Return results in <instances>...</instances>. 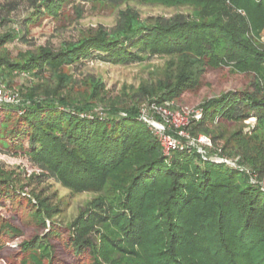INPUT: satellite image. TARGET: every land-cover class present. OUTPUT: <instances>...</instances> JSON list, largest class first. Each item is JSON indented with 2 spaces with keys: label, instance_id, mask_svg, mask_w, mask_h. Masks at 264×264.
<instances>
[{
  "label": "trees",
  "instance_id": "trees-1",
  "mask_svg": "<svg viewBox=\"0 0 264 264\" xmlns=\"http://www.w3.org/2000/svg\"><path fill=\"white\" fill-rule=\"evenodd\" d=\"M69 1L26 0L21 35L3 30L7 20L0 15V84L9 87L19 74L34 81L20 87L19 104H0V151L40 170L28 181L53 178L73 193L93 194L61 225L54 220L62 202L29 190L23 200L34 221L45 228L49 220L51 227L22 240L19 253L34 264H57L50 238L57 237L72 264H264L262 186L224 164L203 161L193 150L165 157L134 103L176 102L199 88L207 68L225 59L233 73H252L246 89L198 104L202 118L188 130L208 136L264 181V44L248 35L250 26L256 35L264 27V0H153L192 11L141 20L127 7L118 10L111 29L97 26L57 49L42 45L11 57L7 43L28 45L27 25L40 15H57ZM7 5L0 3V12L18 8ZM153 57L166 58L164 65L153 69L151 82L131 88V94L122 91L128 102L105 100L102 81L93 78L72 94L82 65H131ZM251 117L256 128L247 136L242 129ZM18 177L0 167V206L13 205Z\"/></svg>",
  "mask_w": 264,
  "mask_h": 264
},
{
  "label": "rangeland",
  "instance_id": "rangeland-1",
  "mask_svg": "<svg viewBox=\"0 0 264 264\" xmlns=\"http://www.w3.org/2000/svg\"><path fill=\"white\" fill-rule=\"evenodd\" d=\"M11 2L18 5V8L9 14L5 11L0 12V15L7 20L2 29L11 30L13 33L21 35L23 32L21 22L27 16L28 3L26 0H0V3H4L7 9V4ZM127 7L138 12L141 20L154 16L169 17L174 13L190 15L192 11L191 7L185 5L167 7L153 0H130L118 5H110L99 0H70L62 6L57 15H40L27 25L25 34L29 42L28 45L21 43L19 40H14L6 44V49L11 54V57H14L18 52H24L42 45L57 49L63 41L77 38L79 32H86L90 29H95L97 26H103L106 29L115 27L118 19V10H124ZM240 14L245 15L241 10ZM248 35L249 37H254L255 41L258 40L264 44V27L256 35L254 29L250 26ZM165 60L166 58L153 57L148 61L131 65L89 62L80 67L82 70L81 75L75 73L77 83L73 85L72 94L76 95L82 92L87 87L85 85L87 79L93 78L102 81L105 100L123 99L124 102H128L124 99L122 91L131 94V88L137 89L141 83L154 80L153 69L162 67ZM226 61L228 62L225 59L224 63H221L219 67L207 68L201 78L199 88L183 93L181 98L175 102L176 105L195 107L203 100L216 96L223 91L246 89L254 75L237 70L233 73L231 71V63H226ZM232 69L234 70V68ZM62 71L69 72L67 68H63ZM45 76L47 77L48 73ZM33 83V78L30 75L19 74L14 77L12 84L6 88L10 91L18 92L21 86ZM134 103L141 107L147 102L144 100L141 102L135 101ZM98 109H101V107ZM244 125L242 133L247 136L251 135L256 128L255 118H249L244 122ZM0 167L19 176L15 182L17 192L14 195L17 198L13 205L0 206V243L2 245L0 264H24L26 261L27 264H34L28 259L27 255L19 253V243L34 235L45 234L51 227V223L49 220L45 221L44 228L37 225L34 221L31 209L26 205V200H23L30 197L29 190L40 193L42 196H49L53 203L62 202L60 215L54 220L55 223L61 225L74 218L77 210L93 194L91 192L73 193L53 178L41 177L28 181L33 174H40V170L33 168L24 157L19 155L13 156L0 151ZM257 177V174H253L254 180L261 184L264 191V181H259ZM24 183H29V185L25 186L23 190L18 189L19 185ZM3 224H9L14 227L16 229L15 233L11 234L4 231ZM50 238L58 256L57 264H72L73 260L62 247L63 240L57 237ZM80 264L87 263L82 261Z\"/></svg>",
  "mask_w": 264,
  "mask_h": 264
},
{
  "label": "built area",
  "instance_id": "built-area-1",
  "mask_svg": "<svg viewBox=\"0 0 264 264\" xmlns=\"http://www.w3.org/2000/svg\"><path fill=\"white\" fill-rule=\"evenodd\" d=\"M20 102L21 97L17 92L0 84V104L17 105ZM202 114L203 110L199 106H177L175 102H164L163 105L146 103L139 108L138 119L156 136L165 157L177 150H193L203 161L224 164L245 174L250 184H260L254 180V172L250 167L240 163L236 157L224 155L208 136L190 134V125L200 121Z\"/></svg>",
  "mask_w": 264,
  "mask_h": 264
}]
</instances>
